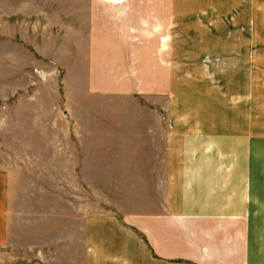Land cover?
<instances>
[{"label":"rangeland","instance_id":"obj_1","mask_svg":"<svg viewBox=\"0 0 264 264\" xmlns=\"http://www.w3.org/2000/svg\"><path fill=\"white\" fill-rule=\"evenodd\" d=\"M90 1L0 0V264H83L115 238V218L143 215L194 221V250L202 254L209 232L207 245L221 243L227 259L167 262L237 264L228 253L245 234L243 264H264V0H187L201 13L171 25L166 55L181 59L176 95L93 84L91 72L110 71L92 62L76 25L89 21ZM195 174L223 197L245 196L241 221L233 207L221 209L223 200L198 203L209 194ZM173 191L180 202L172 210L165 203ZM93 218H101L91 224L99 246L85 241ZM234 234L239 242L230 243Z\"/></svg>","mask_w":264,"mask_h":264},{"label":"crops","instance_id":"obj_2","mask_svg":"<svg viewBox=\"0 0 264 264\" xmlns=\"http://www.w3.org/2000/svg\"><path fill=\"white\" fill-rule=\"evenodd\" d=\"M77 1L82 4L86 0ZM229 1L232 2V0H227V2ZM210 2L211 0H209ZM222 7L223 5L218 6L216 10L222 9ZM89 9V13H91L89 14V21L82 22L78 20L76 25L80 27V31H82V28L84 29V38L88 44V49L94 51L92 55L90 53V57L94 56L95 58V61L93 57L91 58L92 62L94 61L98 67L101 65L108 66L110 71L106 78L100 77L96 70L93 73L91 72L90 80L95 86L103 83L105 86L115 88L117 91L127 88L126 86H131L133 92L170 95L174 93L176 95V83L180 80V73H178L176 67L180 65L181 59L166 55L167 50L171 49L174 44L167 45V40L172 37L170 31L176 26L175 22L182 19V13L194 11L198 14L201 13V7L187 0H91ZM149 10H152V13H147ZM207 10L205 9V11ZM174 18L177 20H173ZM171 25L174 26L171 27ZM72 45L73 43H70L71 48L75 47V45ZM99 60L101 61L99 62ZM104 79L109 82H101ZM117 79L119 82L115 81ZM105 83H108V85ZM173 149L174 153L172 155L176 158L181 154L182 149L176 147ZM173 164L178 167L176 163ZM185 165L182 163L181 167L178 168L187 173V169L190 171L191 168H187ZM192 171L195 172L196 169L192 168ZM194 177H196L195 182L197 181L200 184L197 188L204 189V193L209 194L207 201H198L199 204L202 203L207 207L212 204L214 207V200H223L216 201L221 209L227 208L228 205L227 210L231 213L233 212L231 207L235 209V213H232V215L237 216L235 219L240 220L244 216L242 213L245 211L246 206L245 196H243L245 191L242 192V199H240V191L234 192L235 199L229 195L228 198L223 197V189L220 188L221 190H219L212 187L210 177H205L203 174H195ZM192 186L194 187V185ZM5 187V181L0 177V194L3 192L1 195L3 198H5ZM175 194V191L171 192L168 201L165 203L166 206L169 204L167 208L170 209L171 206L172 210L175 209L176 205L179 207L180 202L177 201L178 197ZM3 204H5V201H3ZM241 209L244 210L240 212ZM230 215L219 216L220 219L224 220L223 223L222 221L215 222L210 229L214 230L217 226L221 227L222 224H226L227 220H230ZM203 216H206V213ZM131 218L133 220H129V223L126 221L127 219L115 218L112 221V225L115 227L112 234L115 238L110 240L108 245L100 244L105 250H94L84 256L83 264H125L121 254H126L125 256L129 257V264H192L182 261H166V258L178 256L191 259V262L200 261L201 263H209L215 257L227 260L224 257L223 250L220 249L222 247L221 243L212 241L214 246H211V248L214 250H210V245H207V243H210L211 238L209 232H203L201 236L207 242L201 246L202 254L194 250L195 234L191 235L189 233L191 230L195 231V222L192 220L170 219L161 216L145 217V215L139 216L138 219ZM96 220L99 221L101 218L91 219L89 227H92L91 224H94ZM210 220L212 219L205 218L199 223L204 224ZM85 229L89 231L88 234H85L87 244L94 243V246L98 245V241H101L98 238L97 229L94 226L92 228L85 226ZM137 230L145 233L144 235L150 239L154 252L158 257L153 255L154 253H152L150 247L145 244V236L138 234ZM2 232L0 240L4 234V231ZM221 237L226 236L222 235ZM232 238L234 239L229 238L230 243L239 242V236L234 234ZM240 238H242L241 246L233 245L235 251L233 252V249L228 253V256L237 255V264H243L246 259L245 234ZM112 242L121 251V254H117L116 257L112 254V250L108 249V247H112ZM240 255L245 257L244 260ZM119 256H121V260L117 259Z\"/></svg>","mask_w":264,"mask_h":264}]
</instances>
